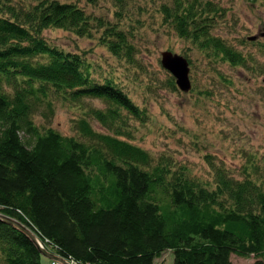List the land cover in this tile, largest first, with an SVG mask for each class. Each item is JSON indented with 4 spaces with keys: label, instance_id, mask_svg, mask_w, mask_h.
Masks as SVG:
<instances>
[{
    "label": "trees",
    "instance_id": "16d2710c",
    "mask_svg": "<svg viewBox=\"0 0 264 264\" xmlns=\"http://www.w3.org/2000/svg\"><path fill=\"white\" fill-rule=\"evenodd\" d=\"M34 1L22 9L0 0V214L77 264H154L166 251L173 264H232L233 254L264 264V187L217 168L208 188L167 161L153 165L146 151L121 140L123 111L133 116L137 106L112 80L95 82L79 55L40 36L47 28L88 36L91 18L72 3ZM161 11L180 37L243 63L209 33L218 13L212 2L174 0ZM108 37L112 54L131 56L123 32ZM49 88L72 103L103 99L105 110L87 113L111 134L85 118L76 123L81 139L41 130L32 115ZM43 258L25 234L0 221V264H43Z\"/></svg>",
    "mask_w": 264,
    "mask_h": 264
},
{
    "label": "rangeland",
    "instance_id": "374dc122",
    "mask_svg": "<svg viewBox=\"0 0 264 264\" xmlns=\"http://www.w3.org/2000/svg\"><path fill=\"white\" fill-rule=\"evenodd\" d=\"M29 9L34 0H3ZM72 3L91 18L88 36L47 28L41 37L51 47L79 55L91 78L112 80L137 106L123 111L118 136L144 151L153 165L168 162L171 170L214 188L217 168L238 181L249 178L264 187V0H187L201 6L212 2L209 33L243 59L232 64L190 38L178 35L164 21L162 7L174 0H57ZM110 31H121L131 56H115L106 43ZM256 37L255 40H250ZM163 52L184 57L191 89L181 91L163 68ZM7 92L12 88L4 86ZM100 98L65 101L52 89L39 101L32 120L41 130L51 128L64 137L81 139L76 123L85 118L91 128L111 134L87 113L105 110ZM164 252L154 264H173ZM232 264H253L254 258L231 255ZM43 264L48 260L43 258Z\"/></svg>",
    "mask_w": 264,
    "mask_h": 264
},
{
    "label": "water",
    "instance_id": "95a60500",
    "mask_svg": "<svg viewBox=\"0 0 264 264\" xmlns=\"http://www.w3.org/2000/svg\"><path fill=\"white\" fill-rule=\"evenodd\" d=\"M255 39L256 37L250 38V40ZM161 64L163 68L169 71L170 74L174 77L175 84L181 91L188 92L191 89V82L189 79V64L184 57L172 54L170 52H163ZM0 221L25 234L44 258L49 260H57L61 264H70L67 260L48 252L38 241L36 236L32 233L31 229H29L19 221L3 214H0Z\"/></svg>",
    "mask_w": 264,
    "mask_h": 264
},
{
    "label": "bare ground",
    "instance_id": "6f19581e",
    "mask_svg": "<svg viewBox=\"0 0 264 264\" xmlns=\"http://www.w3.org/2000/svg\"><path fill=\"white\" fill-rule=\"evenodd\" d=\"M32 231V230H31ZM32 233L36 236V238L38 239V241L41 243V245L50 253L54 254L55 256L60 257L59 255H57L56 253L52 252L47 246L48 244H50V242L46 239V238H42L41 236L37 235L34 231H32ZM62 258V257H61ZM49 260V259H47ZM66 260V259H65ZM70 264H72L69 260H67ZM55 263V264H61L59 261L57 260H49V264ZM87 264H93V263H87Z\"/></svg>",
    "mask_w": 264,
    "mask_h": 264
},
{
    "label": "built area",
    "instance_id": "2783aa9c",
    "mask_svg": "<svg viewBox=\"0 0 264 264\" xmlns=\"http://www.w3.org/2000/svg\"><path fill=\"white\" fill-rule=\"evenodd\" d=\"M70 262H71L72 264H77V263H75V262H73V261H70ZM51 264H55V263H52V262H51Z\"/></svg>",
    "mask_w": 264,
    "mask_h": 264
}]
</instances>
